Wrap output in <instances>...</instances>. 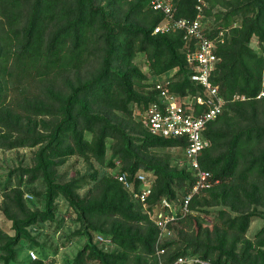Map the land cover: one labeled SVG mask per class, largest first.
<instances>
[{"label":"trees","instance_id":"trees-1","mask_svg":"<svg viewBox=\"0 0 264 264\" xmlns=\"http://www.w3.org/2000/svg\"><path fill=\"white\" fill-rule=\"evenodd\" d=\"M204 1L207 26L225 30L211 81L228 102L204 131L210 145L199 155L201 167L218 182L191 198L187 214L172 227L176 237L163 244L164 257L264 264V96L256 98L264 88V0ZM195 3L178 0L176 17L194 18ZM161 20L149 0H0V148L38 146L34 165L18 169L17 186L4 194L12 234L0 231L2 264H16L21 240L42 249L33 229L44 223L61 228L59 197L79 224L71 236L86 238L65 264H155L157 228L114 172L93 170L62 181L57 167L78 156L129 177L151 173L149 203L189 191L192 172L176 162L184 141L154 136L133 116L134 105L142 109L154 99L150 86L159 74L172 70L169 86L177 93L198 91L188 77L181 32L153 33ZM253 36L259 50L250 45ZM137 54L145 56L151 78L135 64ZM27 88L33 89L27 90L30 98ZM234 93L249 99L230 101ZM24 174L28 182L42 178L43 209L24 204ZM254 218L263 223L250 238ZM93 233L110 238L114 247L93 243ZM21 264L60 263L26 253Z\"/></svg>","mask_w":264,"mask_h":264},{"label":"built area","instance_id":"built-area-1","mask_svg":"<svg viewBox=\"0 0 264 264\" xmlns=\"http://www.w3.org/2000/svg\"><path fill=\"white\" fill-rule=\"evenodd\" d=\"M178 0H149L153 10L162 14V20L154 27L153 33L181 32V41L185 49L186 69L188 77L198 87L195 93H177L170 88V76L159 74L150 86L154 99L144 108L133 106V116L141 121L146 130L165 139L180 138L184 141L182 149L183 164L192 172L194 183L189 191L180 199L171 200L161 197L149 203L154 176L141 170L132 177L124 171L114 172L131 198L139 202L148 219L156 226L157 236L154 245L153 259L155 264H221L202 259L198 256H177L167 260L164 255L166 248L163 244L176 237L172 228L179 218L188 212L191 198L218 182L212 173L201 167L200 153L210 145L204 135L208 124L216 119L228 102L220 95L218 86L211 81V73L219 58L216 51L219 43L224 40L225 30L217 28L212 32L207 26L204 9L207 3L196 0L194 18L176 17V2ZM264 96V88L256 98ZM249 99L243 94L234 93L230 101ZM28 198L31 195L26 194ZM92 242L104 250H111L114 244L110 238L101 233H93ZM27 254L34 260L38 257L33 249Z\"/></svg>","mask_w":264,"mask_h":264},{"label":"rangeland","instance_id":"rangeland-1","mask_svg":"<svg viewBox=\"0 0 264 264\" xmlns=\"http://www.w3.org/2000/svg\"><path fill=\"white\" fill-rule=\"evenodd\" d=\"M217 9L215 8L214 11ZM212 19H209V23ZM250 45L255 50H259L257 46L256 37L253 36ZM135 64L140 67V69L151 78L145 56L143 54H137L134 59ZM171 71L166 72L165 76H170ZM33 90L31 88L24 89ZM22 93H19L17 97L22 98ZM26 97L30 98L32 96L31 92L25 94ZM39 120V118H36ZM38 146L35 147H22L13 149L0 148V231L7 234H12L11 231V221L6 217L3 211V200L4 194L10 192L12 188L17 186L18 180L20 179L21 173L18 169H28L34 165L33 156L34 152L37 150ZM173 154H176L175 150H171ZM110 157L109 150L106 153V160ZM183 158L176 160L178 165L183 166ZM93 169L90 170V167ZM93 170L100 172H115V170H110L106 165H98L96 162H85L82 158L78 156H71L66 161L57 167V177L61 178L62 181H67L70 177H78ZM89 185L79 189L81 195L87 190ZM20 189L23 192V202L30 210H41L44 207V191L45 186L42 178H37L33 182H28V175H23L20 181ZM26 194L32 196L28 198ZM57 203V219L64 220L61 228L56 229L55 223H44L41 227L32 230V235L36 237L38 244L36 247L29 240H21L18 244L19 251L17 252L16 264H21L22 261L26 260V253L28 249L36 250L38 256H45L46 260L53 259L60 264H65L71 260L76 254L77 250L84 244L86 238L84 236H71L72 232L78 228L79 224L76 222V215L73 210L68 206L67 202L59 197L56 201ZM200 217L204 222L209 224L211 222V217L209 215L201 214ZM261 218H254L247 231V236L252 238L254 233L257 232L262 226ZM37 248V249H36ZM39 249V251H38ZM0 264H2L0 260ZM94 264V263H92Z\"/></svg>","mask_w":264,"mask_h":264}]
</instances>
